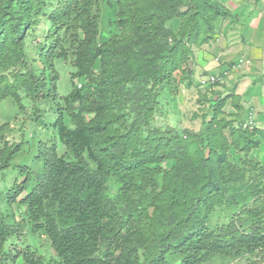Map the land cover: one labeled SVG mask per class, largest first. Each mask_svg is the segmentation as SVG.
Returning a JSON list of instances; mask_svg holds the SVG:
<instances>
[{
	"label": "trees",
	"instance_id": "16d2710c",
	"mask_svg": "<svg viewBox=\"0 0 264 264\" xmlns=\"http://www.w3.org/2000/svg\"><path fill=\"white\" fill-rule=\"evenodd\" d=\"M103 1L0 0V101L19 102L20 90L34 100L56 98L54 60H70L74 68L73 88L63 107L57 103L53 124L65 152L40 145L41 169L30 184H15L10 200L26 191L20 200L25 217L11 224L0 217V264L19 257L22 264H45L31 245L4 248L26 221L32 232H44L58 264H201L215 255L260 256L264 169L251 180L244 174L264 168L250 157L264 130L221 116L220 98L208 100L201 133L150 128L156 89L170 84L175 71L188 72L183 64L193 48L215 38L229 11L218 0H115L118 30L102 41ZM40 16L49 31L35 48L42 64L36 73L26 44ZM21 65L24 72L16 70ZM19 147L3 141L0 170ZM230 151L242 154L234 159ZM224 204L227 211L240 205L231 214H246L243 223L211 226V214Z\"/></svg>",
	"mask_w": 264,
	"mask_h": 264
},
{
	"label": "rangeland",
	"instance_id": "374dc122",
	"mask_svg": "<svg viewBox=\"0 0 264 264\" xmlns=\"http://www.w3.org/2000/svg\"><path fill=\"white\" fill-rule=\"evenodd\" d=\"M100 19L99 26L102 31L101 40L104 41L111 35L117 33L115 25L117 5L115 0H105L99 6ZM40 23L31 35L26 44V60H29L36 73L42 68V64L36 56V45L43 40L49 31V22L42 16ZM191 58L183 64L187 71L190 67ZM98 65V64H97ZM55 70L58 78L55 81L56 98L46 97L34 100L26 91L20 90V101L17 102L12 97H7L0 101V126L7 123L3 138H0V147L3 141L8 145L20 144L19 149L14 153L7 167L0 170V217H3L8 224L14 221L20 222L25 217V204L20 203V200L25 195L26 191L20 193L15 201L10 200L11 194L25 179L27 184L32 182L34 175L41 169L42 161L38 158L39 147L56 146L58 154L65 152L64 146L57 138L56 130L53 126L57 116V103L63 107L62 98L67 95L73 88L71 72L74 70L70 60L56 58L54 60ZM16 70L25 71L24 67L17 66ZM181 71H175L174 77L170 84L160 85L157 90V103L155 105L154 118L150 122V128H162L163 130L169 126L176 129L178 132L185 128L202 132V117L201 114L208 108L206 100H200L190 95H184L182 89L187 87L181 78ZM46 77H49V70H45ZM78 84V83H77ZM184 84V85H183ZM78 86V85H77ZM79 87V86H78ZM189 87V86H188ZM187 94V92H186ZM183 97V100L181 99ZM204 106V107H202ZM129 110V107H126ZM64 113H66L64 111ZM66 121L69 118L65 115ZM209 119V117L207 118ZM3 140V141H2ZM230 155L234 159H238L240 155L236 151H230ZM260 156V155H259ZM250 156L251 159L260 160L261 157ZM263 161V160H262ZM171 161L163 163L165 167L170 165ZM243 167V165H240ZM246 166V165H244ZM249 168V166H246ZM246 169V168H245ZM245 172V179L251 180V177L259 173L264 168L256 167ZM261 180L264 181V174L261 175ZM243 179L244 181H246ZM242 183V182H241ZM240 181H234V185H242ZM15 185V188H12ZM244 186V185H243ZM30 186L28 187V189ZM240 209V205L232 210L225 209V204L216 207L211 214L210 225L220 226L231 219L238 221V224L243 223L246 214H243L236 219L237 214L232 212ZM240 214V212H238ZM30 223L26 221L4 244V248L8 249L18 245L24 247L31 245L32 249L37 250L45 262V264H58V257L55 255L49 239L43 231L32 232ZM264 254V253H263ZM255 256L240 255L232 259L223 258L220 255H215L211 259L202 262L201 264H264V255ZM57 262V263H56ZM14 264H22V259L19 257Z\"/></svg>",
	"mask_w": 264,
	"mask_h": 264
},
{
	"label": "crops",
	"instance_id": "0c3cea01",
	"mask_svg": "<svg viewBox=\"0 0 264 264\" xmlns=\"http://www.w3.org/2000/svg\"><path fill=\"white\" fill-rule=\"evenodd\" d=\"M218 1L230 14L221 19L212 41L193 48L191 68L181 73L187 85V94L183 89L182 93L210 103L224 99L221 116L235 126H246L251 116L252 126L264 130V0ZM240 58L249 62L236 67ZM223 70L228 72L216 84H198L201 75ZM250 155L264 161L263 138Z\"/></svg>",
	"mask_w": 264,
	"mask_h": 264
},
{
	"label": "built area",
	"instance_id": "2783aa9c",
	"mask_svg": "<svg viewBox=\"0 0 264 264\" xmlns=\"http://www.w3.org/2000/svg\"><path fill=\"white\" fill-rule=\"evenodd\" d=\"M247 62H249V61L244 60L243 58H240L236 63V67L243 64V63H247ZM227 72H228V70H223L221 72V74H217V73L203 74L199 77L198 84L204 88L210 87V86L216 84L217 82H219L223 78V76L227 74ZM78 86L79 87L81 86L80 82L78 83ZM246 126L253 127L251 116L248 117V123L246 124Z\"/></svg>",
	"mask_w": 264,
	"mask_h": 264
}]
</instances>
